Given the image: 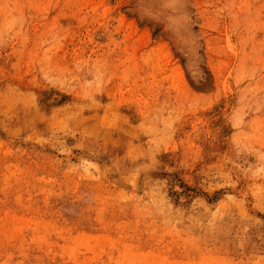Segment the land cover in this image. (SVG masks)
Returning <instances> with one entry per match:
<instances>
[{
  "label": "rangeland",
  "instance_id": "rangeland-1",
  "mask_svg": "<svg viewBox=\"0 0 264 264\" xmlns=\"http://www.w3.org/2000/svg\"><path fill=\"white\" fill-rule=\"evenodd\" d=\"M0 264H264V0H0Z\"/></svg>",
  "mask_w": 264,
  "mask_h": 264
}]
</instances>
